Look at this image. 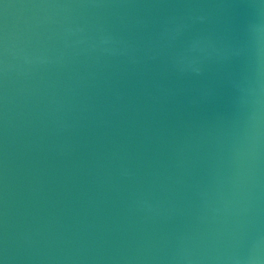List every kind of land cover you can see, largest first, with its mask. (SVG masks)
I'll return each mask as SVG.
<instances>
[{"label": "water", "instance_id": "obj_1", "mask_svg": "<svg viewBox=\"0 0 264 264\" xmlns=\"http://www.w3.org/2000/svg\"><path fill=\"white\" fill-rule=\"evenodd\" d=\"M0 264H264V0H0Z\"/></svg>", "mask_w": 264, "mask_h": 264}]
</instances>
